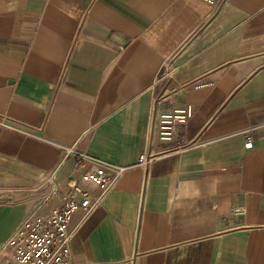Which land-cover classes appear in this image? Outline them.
<instances>
[{"label":"crops","instance_id":"crops-1","mask_svg":"<svg viewBox=\"0 0 264 264\" xmlns=\"http://www.w3.org/2000/svg\"><path fill=\"white\" fill-rule=\"evenodd\" d=\"M107 163L74 264H264V0H0V243Z\"/></svg>","mask_w":264,"mask_h":264},{"label":"built area","instance_id":"built-area-1","mask_svg":"<svg viewBox=\"0 0 264 264\" xmlns=\"http://www.w3.org/2000/svg\"><path fill=\"white\" fill-rule=\"evenodd\" d=\"M216 4L218 0H205ZM171 71L165 68L164 72ZM193 115V106L188 104L182 108L154 112L152 127L158 129L159 138L172 141L176 133V125L186 122ZM251 137H248V141ZM68 154L78 155L79 160H90L83 152L74 147L68 148ZM157 153L143 151L138 157V164L148 168ZM126 167L124 165L107 163L94 176L97 195L92 197V191L79 183L72 184L65 191L60 205L53 207L47 213L32 212L19 222L13 233L0 243V251L8 250V256L0 257V264H74L71 242L74 228L72 218L78 209L91 211L101 203L103 197L123 177ZM55 174L45 180L52 184L51 192L44 201L59 193L60 187L55 182ZM44 180V179H43ZM0 188V202L4 194Z\"/></svg>","mask_w":264,"mask_h":264}]
</instances>
